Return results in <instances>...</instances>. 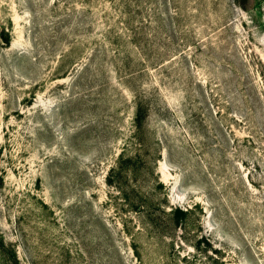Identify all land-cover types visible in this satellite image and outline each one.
I'll return each instance as SVG.
<instances>
[{
    "label": "rangeland",
    "instance_id": "1",
    "mask_svg": "<svg viewBox=\"0 0 264 264\" xmlns=\"http://www.w3.org/2000/svg\"><path fill=\"white\" fill-rule=\"evenodd\" d=\"M0 264H264V0H0Z\"/></svg>",
    "mask_w": 264,
    "mask_h": 264
},
{
    "label": "trees",
    "instance_id": "2",
    "mask_svg": "<svg viewBox=\"0 0 264 264\" xmlns=\"http://www.w3.org/2000/svg\"><path fill=\"white\" fill-rule=\"evenodd\" d=\"M137 121H138V123L140 124L141 123V121H142V115L140 114V115H137Z\"/></svg>",
    "mask_w": 264,
    "mask_h": 264
}]
</instances>
